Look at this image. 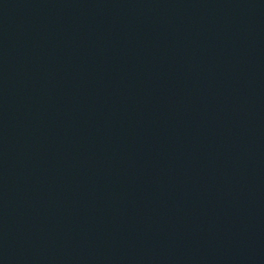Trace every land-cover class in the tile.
Wrapping results in <instances>:
<instances>
[{
  "label": "water",
  "instance_id": "95a60500",
  "mask_svg": "<svg viewBox=\"0 0 264 264\" xmlns=\"http://www.w3.org/2000/svg\"><path fill=\"white\" fill-rule=\"evenodd\" d=\"M31 0H0V42Z\"/></svg>",
  "mask_w": 264,
  "mask_h": 264
}]
</instances>
